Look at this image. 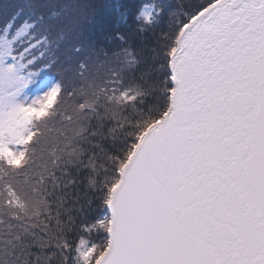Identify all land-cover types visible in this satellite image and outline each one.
Returning a JSON list of instances; mask_svg holds the SVG:
<instances>
[{"label":"snow or ice","instance_id":"snow-or-ice-1","mask_svg":"<svg viewBox=\"0 0 264 264\" xmlns=\"http://www.w3.org/2000/svg\"><path fill=\"white\" fill-rule=\"evenodd\" d=\"M0 0V264H264V0Z\"/></svg>","mask_w":264,"mask_h":264},{"label":"trees","instance_id":"trees-1","mask_svg":"<svg viewBox=\"0 0 264 264\" xmlns=\"http://www.w3.org/2000/svg\"><path fill=\"white\" fill-rule=\"evenodd\" d=\"M77 3L93 7L97 13V24H103L111 31L116 28L124 30V24L121 21V14H127L131 19L132 13L136 12L138 7L151 0H76Z\"/></svg>","mask_w":264,"mask_h":264}]
</instances>
